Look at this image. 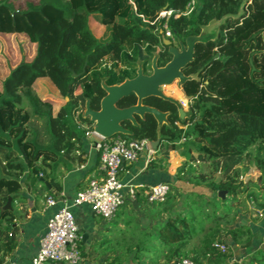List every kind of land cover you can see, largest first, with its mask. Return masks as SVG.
<instances>
[{
  "label": "trees",
  "instance_id": "trees-1",
  "mask_svg": "<svg viewBox=\"0 0 264 264\" xmlns=\"http://www.w3.org/2000/svg\"><path fill=\"white\" fill-rule=\"evenodd\" d=\"M190 1L0 0V34H21L34 45L32 58L23 59L0 83V264L16 247L10 234L16 213L4 207L9 198L21 199L24 184L37 185L47 169L61 163L69 169L82 162V140L94 127L85 116L86 105L99 111L107 94L105 86L134 79L139 69L151 75L154 60L159 68L165 67L176 44L197 39L214 23L218 24L215 35L195 41L193 59L182 70L187 80L181 88L188 100L184 118L176 104L149 97L143 105L165 113L167 120L160 122L152 114L136 116L137 125L123 124L131 134L115 136L125 141H159L151 167L161 172L167 171L171 152L186 148L182 155L190 159L178 169L175 182L211 189L213 210L204 212L192 192L190 204L180 201L183 193L178 188L172 193L174 184L167 183L170 191L164 203H149L150 191L140 190L135 201L154 210L157 233H146L151 242L143 239L128 246L114 264L127 258L132 264H157L161 258V264L182 259L224 264L232 258V250L222 253L215 243L230 240L235 247L252 249L256 240L252 225L232 226L219 212L229 211L231 199L237 201L249 191L248 185L239 183L249 173L241 166L245 159H253L264 196V0H196L195 9L186 15ZM169 10L170 18L159 17ZM95 26L102 28L99 37L94 36ZM38 81L48 82L63 99L56 112L34 91ZM137 102L132 94L117 108ZM32 119L45 123V144L30 128ZM195 162L209 165V174ZM220 171L224 178L216 181ZM183 206L190 213L181 212ZM252 208L261 215L264 202L255 200ZM155 242L161 256L152 259ZM257 257L264 264V253Z\"/></svg>",
  "mask_w": 264,
  "mask_h": 264
},
{
  "label": "crops",
  "instance_id": "crops-1",
  "mask_svg": "<svg viewBox=\"0 0 264 264\" xmlns=\"http://www.w3.org/2000/svg\"><path fill=\"white\" fill-rule=\"evenodd\" d=\"M79 153L82 154L81 163L70 165L69 169L62 163L47 169L40 174L37 185L24 184L21 199L12 201L10 210L16 213V218L10 234L16 240V247L4 264H29L39 249V241L47 231L50 217L64 206L70 205L77 193L86 189L91 179L99 176V154L92 141L85 136ZM171 153L165 172L151 167L152 161L157 158L156 149L151 156L147 152L142 153L136 162L122 167L121 181L126 186L136 188V193L146 188L150 191L158 184H174L177 172H174L176 166L173 158L177 151ZM140 194L141 198H145L144 193ZM50 195L57 198L62 195L63 198L58 199L55 207H48L46 199ZM129 202V205L122 207L110 222L94 215L88 205L72 208L81 238L83 260L80 264H114L117 257L128 252V246L143 239L150 241L152 237L146 236V233L156 235L158 219L154 217V210L150 206H143V201L136 202L134 199ZM227 244L234 246L230 240ZM129 260L130 258H127L123 264H127ZM235 263L238 261L232 254V258L224 264Z\"/></svg>",
  "mask_w": 264,
  "mask_h": 264
},
{
  "label": "built area",
  "instance_id": "built-area-1",
  "mask_svg": "<svg viewBox=\"0 0 264 264\" xmlns=\"http://www.w3.org/2000/svg\"><path fill=\"white\" fill-rule=\"evenodd\" d=\"M195 5L196 0H191L184 14H190ZM172 14L170 10L163 11L159 17L168 19ZM166 35L171 36L169 31ZM180 104L183 108L182 102ZM85 137L92 141L99 154L100 174L89 181L86 189L77 193L70 205L64 206L50 217L47 231L39 241V249L29 264H80L83 260L81 238L72 208L88 205L94 215L105 221H112L127 201L136 197V188L126 186L120 179L122 167L136 162L142 153L147 152L151 156L155 151L148 140L125 141L119 137L107 139L97 133L94 127L85 133ZM169 191L168 184L153 186L148 202L164 203ZM59 198L62 199L63 196L60 195ZM59 198L48 196L47 206L55 207ZM214 246L222 253H227L229 249L227 243H215ZM175 264L195 263L190 259H182Z\"/></svg>",
  "mask_w": 264,
  "mask_h": 264
},
{
  "label": "rangeland",
  "instance_id": "rangeland-1",
  "mask_svg": "<svg viewBox=\"0 0 264 264\" xmlns=\"http://www.w3.org/2000/svg\"><path fill=\"white\" fill-rule=\"evenodd\" d=\"M24 2V1H23ZM23 4V3H22ZM95 24H93L94 26ZM217 23L211 24L208 26L202 34L197 38L200 40H207L212 38L215 35L217 30ZM96 29L94 31V36L99 37L102 33V28L95 26ZM88 42L91 40L90 37L87 36ZM180 46L176 44V48L180 51ZM185 49L188 50L187 45H185ZM34 53V45L31 44L28 38L24 35H7V34H0V83L2 80L9 74L10 70L17 66L23 59L30 60ZM34 91L39 95L41 98L46 99L52 103L53 109L56 112L58 108L64 104L63 99L57 94L54 88L46 81H38ZM161 91L167 97L177 100L179 103L182 102L183 110L188 111V100L185 98L183 90L181 88L180 79L177 78L171 84L162 86ZM30 123V128L34 129L40 136L41 144H45L47 142V133L45 123L43 121H38L37 119H32ZM33 138V136H31ZM187 149L184 148L182 150H178L173 158L175 173L178 169L183 165L184 162H188L190 156L184 157L182 152H186ZM172 154V153H171ZM170 154V155H171ZM171 157V156H170ZM196 167H204L206 173L209 174L210 167L207 164L201 163H194ZM244 166L249 169V173L240 177L239 183L248 185L249 191L246 194L240 195L238 197L239 200L233 201L231 199L230 210L226 212H219L221 215L224 216L225 223L233 225L238 224H248L252 225L255 231L256 240L253 243V247L251 250H243L239 249L235 246H229L232 250L234 259L238 261V263L242 264H261L257 261L260 252L264 253V211L261 215H259L255 210L252 208L253 202L256 200L260 204L264 202V196L261 190L262 182L259 180L260 174L259 171L256 169L253 159H245ZM221 168V167H220ZM219 168V169H220ZM237 171L240 170V166L238 165L235 168ZM224 178L222 171L217 172L215 174V179L220 180ZM174 187L171 188L172 193H175L176 188L179 189V192H182V196L179 198L182 202H187L190 204L192 202L188 196L190 192L194 195V200L197 202V206L204 205L203 211L207 213H211L213 207L210 206L209 201L214 200V192L207 188V187H199L195 186L191 183L182 182H175ZM196 206V207H197ZM194 209V208H193ZM180 211L183 213H190V208L188 206H183L180 208ZM196 211H198L196 209ZM258 218V221H254ZM194 243V242H193ZM192 243V244H193ZM191 244V245H192ZM158 243L155 242L152 244L151 248L154 250V253H151L152 259H157L161 256L160 250L158 248ZM252 251V252H251ZM155 256V257H154ZM164 262V258H161L157 264H161ZM127 264H132L128 261Z\"/></svg>",
  "mask_w": 264,
  "mask_h": 264
},
{
  "label": "water",
  "instance_id": "water-1",
  "mask_svg": "<svg viewBox=\"0 0 264 264\" xmlns=\"http://www.w3.org/2000/svg\"><path fill=\"white\" fill-rule=\"evenodd\" d=\"M197 39H190L187 41V48L182 45L180 51L178 49H171L173 55L172 60L162 68L156 64V60L152 63V74L144 75L139 69L137 77L127 80L120 85L105 86L106 96L101 102L100 110L94 111L90 105H86L85 116L89 117L94 122V129L97 133L107 139L113 138L117 135H129L131 132L123 127L125 122H130L137 125L136 116L143 118L146 114H152L160 122L167 120V115L159 110L143 105V100L149 97H158L168 100L179 107L180 117L184 118L185 111L181 104L170 97H167L161 91L162 86L171 84L177 78L183 84L187 77L183 74V68L193 59L194 44ZM170 44L169 41H166ZM134 94L138 102L135 106L119 109L117 104L123 98ZM159 145V141L153 142L154 149ZM220 197L225 198L226 193H219ZM12 199L9 198L5 210L11 209Z\"/></svg>",
  "mask_w": 264,
  "mask_h": 264
}]
</instances>
